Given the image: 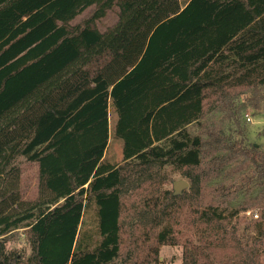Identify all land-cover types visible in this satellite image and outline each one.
<instances>
[{
    "label": "trees",
    "instance_id": "16d2710c",
    "mask_svg": "<svg viewBox=\"0 0 264 264\" xmlns=\"http://www.w3.org/2000/svg\"><path fill=\"white\" fill-rule=\"evenodd\" d=\"M191 3L224 29L215 47L196 48L210 22L179 12L178 0H0V264H163L165 245L181 246V264H261L264 206L243 236L218 210L242 189L264 200V150L240 120L264 95V0ZM89 7L88 18L70 24ZM114 7L117 21L99 31L95 22ZM109 86L120 111L149 92L124 137L123 161L91 179V169L71 168L61 180L67 159L53 138L75 124L72 142L105 140ZM215 111L229 131L207 122ZM232 162L238 180L204 198L210 171ZM26 164L36 168L31 195L23 193ZM168 165L189 191L165 188ZM89 196L97 237L84 244L77 223ZM20 228L27 256L6 245Z\"/></svg>",
    "mask_w": 264,
    "mask_h": 264
},
{
    "label": "rangeland",
    "instance_id": "374dc122",
    "mask_svg": "<svg viewBox=\"0 0 264 264\" xmlns=\"http://www.w3.org/2000/svg\"><path fill=\"white\" fill-rule=\"evenodd\" d=\"M93 12V8L89 7L78 15L70 24L75 25L82 20L88 18ZM118 9L116 7L109 10L106 15L95 22V26L101 32L112 26L117 21ZM93 85V84H92ZM113 86H109L104 90L105 104H106V120L107 130L105 140H87L83 139L78 143L71 141L69 135L73 133L75 124H72L65 131L63 130L60 135L53 138V142H56V147L61 151L67 159L64 168L60 172L61 180H65L69 175V169L77 168L76 173L82 175L87 173L88 169H91L90 179L93 174L103 168H108L111 165L121 163L123 161L124 152V137H128L131 132L132 123L137 120L140 113L144 112L149 105V98L147 92H138L139 95L133 98H129L128 104H125L123 108L118 110L115 99L111 95ZM121 94L124 95V92ZM246 96L241 95L239 100L245 99ZM124 101L123 103H127ZM239 102V101H238ZM165 103L161 104V108ZM247 116L250 121L247 120ZM209 121L214 122L217 126L226 127L228 130L227 121L223 113L208 112L206 115ZM242 128L244 133L250 142L256 143L260 146V149L264 150V95L258 108L247 106L241 113ZM120 126L130 128L129 131H120ZM189 130L196 134L198 133L197 127L193 124L189 127ZM69 134V135H68ZM124 134H126L124 136ZM64 135H68L65 140L61 139ZM23 158H19L18 161H23ZM234 165V162L227 164L224 169H221L217 174L210 171L208 177L205 179L204 188L202 190L204 198L211 196V189L217 184L222 182H231L232 180H238V173L231 174L229 169ZM84 167L86 170H81ZM25 173L23 177V193L28 195L34 189L36 168L33 164L25 165ZM164 172L167 174L168 181L164 185L165 188L172 190V182L174 180L184 179L187 182L189 180L184 177L179 171H176L172 166L164 167ZM72 173V172H70ZM87 187V184L84 186ZM189 191L188 188L183 191ZM257 190L247 194L244 189L240 190L238 195L228 200L227 204L220 208L218 212L226 219L230 226H238L240 235L245 229V224H253L254 220L258 219L260 215V209L264 206V200L258 202L259 197L256 196ZM31 195V193H30ZM207 202V199H205ZM254 215H257L255 217ZM97 225H98V207L96 201L90 196L85 199L84 207L82 209V215L78 219V237L84 244L89 241L96 240L97 237ZM251 229V228H250ZM249 229V230H250ZM243 236V233H242ZM25 235L23 229H17L8 236L7 247L9 249H18L23 252L25 256L29 254V248L25 241ZM244 238V237H243ZM264 240V239H263ZM262 246L261 264H264V243ZM23 249V250H22ZM160 259L163 264H181L182 248L180 245L177 246H162L160 249Z\"/></svg>",
    "mask_w": 264,
    "mask_h": 264
},
{
    "label": "crops",
    "instance_id": "0c3cea01",
    "mask_svg": "<svg viewBox=\"0 0 264 264\" xmlns=\"http://www.w3.org/2000/svg\"><path fill=\"white\" fill-rule=\"evenodd\" d=\"M178 3H179V7H180L179 12L185 10V12H187V14H190L191 17H193L195 15H202V16H205V18H204L205 22H210L209 27H207L206 29L201 28V29H199V31H197L196 48L202 50V49H207L208 47L209 48L215 47L218 44V42L225 35L224 29L215 28V25L217 23L215 21V16L209 14L208 12L200 13L199 11L201 9H203V10L205 9L204 4H202V3H193L192 4L191 0H178ZM184 8H186V9H184ZM213 19H214V21H212ZM211 39H213L212 42H210ZM193 48H195V47H193Z\"/></svg>",
    "mask_w": 264,
    "mask_h": 264
},
{
    "label": "water",
    "instance_id": "95a60500",
    "mask_svg": "<svg viewBox=\"0 0 264 264\" xmlns=\"http://www.w3.org/2000/svg\"><path fill=\"white\" fill-rule=\"evenodd\" d=\"M189 183L184 179L174 180L172 182V191L174 195L181 194L182 191L188 188Z\"/></svg>",
    "mask_w": 264,
    "mask_h": 264
},
{
    "label": "built area",
    "instance_id": "2783aa9c",
    "mask_svg": "<svg viewBox=\"0 0 264 264\" xmlns=\"http://www.w3.org/2000/svg\"><path fill=\"white\" fill-rule=\"evenodd\" d=\"M247 120L250 121V118L247 116ZM255 217H257V215H254Z\"/></svg>",
    "mask_w": 264,
    "mask_h": 264
}]
</instances>
